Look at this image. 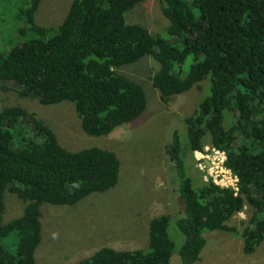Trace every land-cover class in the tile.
Returning a JSON list of instances; mask_svg holds the SVG:
<instances>
[{
    "label": "trees",
    "instance_id": "obj_1",
    "mask_svg": "<svg viewBox=\"0 0 264 264\" xmlns=\"http://www.w3.org/2000/svg\"><path fill=\"white\" fill-rule=\"evenodd\" d=\"M145 1L74 0L58 28H45L35 20L41 0H30L19 11L27 40L0 55V91L14 84L22 97L46 106L71 102L85 133L110 136L147 106L142 85L119 69L146 57L156 60L160 69L152 83L164 103L207 83L199 87L208 94L185 120L186 145L176 131L167 146L181 214L152 219L148 250L103 246L74 264H172L174 220L184 239L178 250L182 264H198L204 234L237 235L228 222L246 206L252 215L241 234L243 253L252 255L264 242V0H161L167 30L180 48L129 23L127 13ZM207 144L227 153V166L239 178L238 195L204 181L197 188L188 176L182 151L192 156ZM120 171L116 153L67 150L35 113L22 107L1 111L0 264H36L42 205L74 206L105 193L117 186ZM7 192L26 207L22 216L3 223Z\"/></svg>",
    "mask_w": 264,
    "mask_h": 264
},
{
    "label": "rangeland",
    "instance_id": "obj_2",
    "mask_svg": "<svg viewBox=\"0 0 264 264\" xmlns=\"http://www.w3.org/2000/svg\"><path fill=\"white\" fill-rule=\"evenodd\" d=\"M29 2L0 0V55L27 40L28 36L21 34L25 21L19 11ZM73 2L41 0L35 15L36 23L45 28H58ZM192 11L198 15L197 9L192 8ZM126 18L129 23L141 25L152 34L162 36L170 45L182 46L167 30L170 21L163 13L161 0L145 1L129 11ZM29 36L33 34L29 33ZM159 69L156 60L146 57L118 70L142 85L147 106L139 119L110 136L85 133L71 102L46 106L37 98L22 97L19 87L14 84H8L6 90L0 91V112L9 107H22L44 121L67 150L99 147L116 153L121 162L119 182L111 190L92 194L74 206L42 205V242L36 251V264H74L90 257L103 246L117 250H148L152 219L165 214L176 218L181 214L180 196L173 183L175 160L167 146L173 141L176 131L182 144L186 145L185 120L194 114L201 96L204 98L208 94L199 87L205 88L207 83L173 96L169 103H164L152 83ZM225 126L227 128V121ZM182 152L186 172L198 188L203 178L196 168L194 157ZM25 207L26 203L7 192L3 223L22 216ZM251 215L252 209L246 206L243 212L228 222L229 226L237 229V235L220 231L205 233L207 244L198 264H264V242L252 255L243 253L241 234L249 225ZM169 232L177 244L172 264H182L178 250L184 239L175 220Z\"/></svg>",
    "mask_w": 264,
    "mask_h": 264
},
{
    "label": "built area",
    "instance_id": "obj_3",
    "mask_svg": "<svg viewBox=\"0 0 264 264\" xmlns=\"http://www.w3.org/2000/svg\"><path fill=\"white\" fill-rule=\"evenodd\" d=\"M193 157L204 182L233 190L238 195L239 178L227 166L228 156L225 151L207 144L203 150L194 151Z\"/></svg>",
    "mask_w": 264,
    "mask_h": 264
},
{
    "label": "water",
    "instance_id": "obj_4",
    "mask_svg": "<svg viewBox=\"0 0 264 264\" xmlns=\"http://www.w3.org/2000/svg\"><path fill=\"white\" fill-rule=\"evenodd\" d=\"M169 154L171 155V157H172V159H173L172 153H169Z\"/></svg>",
    "mask_w": 264,
    "mask_h": 264
}]
</instances>
